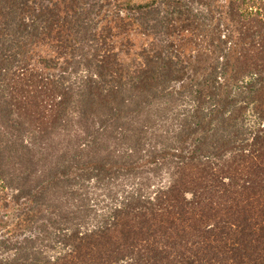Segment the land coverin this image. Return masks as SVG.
<instances>
[{"label": "trees", "instance_id": "trees-1", "mask_svg": "<svg viewBox=\"0 0 264 264\" xmlns=\"http://www.w3.org/2000/svg\"><path fill=\"white\" fill-rule=\"evenodd\" d=\"M218 242L264 264V0H0V264Z\"/></svg>", "mask_w": 264, "mask_h": 264}, {"label": "rangeland", "instance_id": "rangeland-1", "mask_svg": "<svg viewBox=\"0 0 264 264\" xmlns=\"http://www.w3.org/2000/svg\"><path fill=\"white\" fill-rule=\"evenodd\" d=\"M150 191V190H149ZM189 197V196H188ZM228 211H230V209L228 208V207H226V206H222L221 208H219V209H216V212H214V214L216 215V216H218V219L220 218L221 220H224L225 219V217H227V214H228ZM174 224H176L175 222H173ZM222 224V223H221ZM173 238H175V235L173 234V235H171V233H170V239H173ZM200 241V240H199ZM219 243V245H220V248H221V250H222V252L220 253V254H217L216 256H215V258L212 260V261H207L208 259H210V256H208L209 255V252H210V250H209V248L206 246V247H199V252H201V256H202V258L203 259H201V256H200V254H199V252L197 251L198 250V248L196 247V251H197V254L196 255H194V256H192V254H188V253H186L185 251H184V248L183 249H180L179 250V253H180V256L181 257H183V258H187V259H185V261L187 260V262L189 261V263H190V261H192V260H195V257L197 256L198 258H199V261H201V263L200 264H218V263H221L222 262V260H224L225 261V259L228 257V256H230V254L228 253V252H226L227 250H224V248H225V243L224 242H218ZM201 244V243H200ZM189 248H191L190 247V245L188 246ZM194 251H195V248H194ZM226 252V253H225ZM207 255V256H206ZM254 255H252V257H253ZM253 259H254V257H253ZM229 260V259H228ZM228 260H226V261H228ZM225 261V263L226 264H231V263H227ZM218 262V263H217ZM192 264V263H191Z\"/></svg>", "mask_w": 264, "mask_h": 264}]
</instances>
